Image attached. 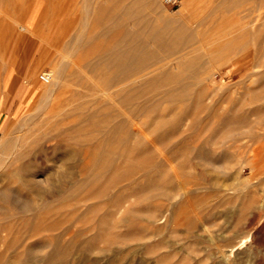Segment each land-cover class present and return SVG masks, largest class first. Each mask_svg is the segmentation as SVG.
<instances>
[{
    "label": "rangeland",
    "instance_id": "rangeland-1",
    "mask_svg": "<svg viewBox=\"0 0 264 264\" xmlns=\"http://www.w3.org/2000/svg\"><path fill=\"white\" fill-rule=\"evenodd\" d=\"M228 1L177 0L173 5L155 0L142 9L148 22L135 23L140 31L144 26L143 33L154 25L168 29L169 35L183 25L194 32L197 44L204 43L185 59H199L197 74L207 75L200 84L207 86L205 102L216 113L198 109L193 124L188 117L181 131L168 133L160 140L165 143H159L150 133L154 114L130 111L145 104L143 97L127 105L117 98L101 97L96 92L104 71L86 75L89 87L71 78L62 80L55 71L62 59L72 60L69 64L75 68L73 61L88 54L61 49L65 40L79 30L98 32L97 17L107 12L120 15L121 5L110 0H0V144L5 141L7 146L0 149V189L20 190L33 207L19 210L13 203L15 196L11 200L0 196V264H264V159L255 158L252 152L253 146L264 143V122L255 123L250 113L256 106L264 109V102L254 99L264 85V0ZM127 21L126 26L132 24ZM23 25L28 29H22ZM106 40L99 42L102 45ZM178 54L165 59L170 60L167 67L173 72L179 70L174 63ZM159 59L124 86L128 90L146 87L147 80L161 69L155 68L165 61ZM44 71L51 73L47 83L38 77ZM183 73L186 77L191 71ZM43 88L52 92L39 110ZM92 88L97 90L94 95L87 94ZM161 94L153 99H161L160 107L171 106ZM102 108L109 109L111 116L99 112ZM93 109H98L96 115H84ZM222 112L234 115L233 120L248 114L251 126L233 129L224 143L203 144L220 125ZM28 113L34 116L23 124ZM120 120L131 134L128 151H123L118 135L103 127ZM70 125L76 127L57 134ZM249 130L245 141L237 139L238 132ZM14 139L17 144L12 154ZM35 139H41L40 143L31 146ZM156 145L158 149L153 150ZM144 146L154 147L148 152ZM73 149V165L64 164L62 157ZM21 151L33 157L29 173L41 187L48 188L45 177L53 175L49 193L38 196L13 175L19 164L13 159ZM122 152L123 159L118 157ZM183 154L189 165L182 163ZM150 230L157 236L147 238ZM93 234L98 239L84 244ZM151 246L153 252H147Z\"/></svg>",
    "mask_w": 264,
    "mask_h": 264
},
{
    "label": "bare ground",
    "instance_id": "bare-ground-1",
    "mask_svg": "<svg viewBox=\"0 0 264 264\" xmlns=\"http://www.w3.org/2000/svg\"><path fill=\"white\" fill-rule=\"evenodd\" d=\"M154 1L155 0H110V2L112 4L116 3V4L121 5L122 11H121L120 15L113 14L112 12H107V13H104V14H100L97 17V19H96L97 23L99 24V28L101 27V29L98 32L95 31V30H93V31L91 30V31H89L87 33V32H85L83 30H79V31L76 32L74 37H71L70 39L67 38L62 46H61L60 43L56 42L57 44H60V46L62 47L61 49H63V50H68V51H70V50L71 51H73V50H81V51H87L88 54L86 56L82 57V59H80V61H73V63L77 66L75 68H73L74 66L72 67V65L69 64V63L72 62V60H70V61L63 60L62 56H61L62 60L60 61L59 66L57 65V68H55V71L59 72V74H60L59 78H61L62 80L63 79L67 80V78H71V79H74L75 81H77L78 85L80 84L83 87H89V83H88L87 79H85V77L88 78L86 76L88 73H98L100 71H104V76L102 77L101 86L98 89L99 91L95 90V88H92L94 90H92L90 92H87V94L94 95V93L97 91L96 93L100 94L101 97L103 95V97L106 96L108 99H114V98L119 99V101H120V103L122 105L130 104L134 100L135 97H143L144 98L143 102L145 104H141V107L131 108L130 111L131 112H144V113H148V114H152L153 113L154 114V119L153 120H155V123L154 124L152 123L153 126L151 127L150 133H151V135L154 136L153 138L156 141L158 140L159 143L160 142H164L165 143L164 139H163V141H160V140H162V137L166 138V136L169 135L168 133H170L171 136H172L174 134L173 132L181 131L182 125L187 124V123H185V120L188 117L193 118L192 124H193V122H195L194 118H196V116H197L196 112H197L198 109L209 110V111H211L213 113H216V109L214 107H212V105H208L205 102V99H207V97H208V90L206 88L207 86L203 87L204 85L200 86V84L202 82L201 81L202 78H204L205 76L207 77V75L205 74V76L202 77L200 74H197V71H196L197 70V66L199 64H201V63L198 62L199 64L197 65V61L199 59H185V57H186L185 55L194 53L199 48L204 47L203 46L204 43L201 42V43L197 44V42L194 40V37H193V33L194 32L192 33V30L190 28L184 27L183 25L179 26V28L176 26L177 29L174 30V28H173L174 31H172L171 34L169 35L168 34L169 31H167L168 29L167 30L166 29H156L154 27V25H153V27L149 28L148 32L147 31H146V33L144 32L145 33V36H144L145 38L144 37H142L143 39L140 38V34L141 33L144 34L142 32L144 26H142L143 23L140 22V21H143L145 19V16L143 14L142 9L152 5V3ZM222 1L223 0H221V2ZM231 1L237 2L238 0H230V2ZM228 2H229L228 0H224V3H228ZM94 8H96V7H94ZM100 8H101V4L98 5L97 11H99ZM86 10L88 11V8ZM127 20H131L132 24L131 25L129 24L128 26H126L125 22ZM127 22H129V21H127ZM137 22H138L139 25H140V23H142L141 24L142 31H140L139 28H135V23H137ZM149 23L146 24V25H149ZM179 23L181 24V22H179ZM69 24H71V23H69ZM166 24L168 25V22ZM170 25H172V24H170ZM21 27H22V29H26V30L28 29V27L24 26V25L21 26ZM65 27H67V26H65ZM70 28H72V27H70ZM169 29H171V27ZM242 29H244V27ZM63 30H66V29L63 28ZM104 38H107V40L105 41L104 44L101 45L99 41L103 40ZM217 43H219V42H217ZM216 44H215V46L218 45V44L217 45ZM55 46L59 47V45H55ZM58 47H57V49H58ZM212 47H213V44H212ZM174 53H179L177 55L178 60L176 62H174L176 64V67L179 68V70L176 71V72H173L169 67H167L169 65V63H170V60H165L168 55L174 54ZM67 54H66V56H67ZM222 54H224V53H222ZM160 55H162V57ZM224 55H222V56L224 57ZM64 56H65V54H64ZM158 58H161V59H163L165 61L162 64H160L159 66H157V67L155 66L156 67L155 69H159V68H161V69L158 70L157 73H155V75L151 76L147 80L148 82H147V86L146 87L144 86V87H138V88H134L132 90L131 89L128 90L124 86V85H126L127 82H129L130 79L132 80V77L135 74H137L140 70H142V68L148 67V66L153 65L154 63L158 62V60H157ZM161 59H159V60H161ZM184 70H188V73H189V71H191V73L188 76L184 77L182 75V74H184L183 73ZM49 74L51 75V73H49ZM59 83H61V82H59ZM195 84L198 85V86H196ZM202 84H203V82H202ZM123 86L126 88L125 90H124ZM115 87H119V89L116 90V91H113L112 89H114ZM40 91H41V94L43 95L44 98L42 99V103L40 105H38L39 107L36 108V109H39V110L43 106H45L44 103L47 102L46 99L49 97V93L52 92V91H49V88H43ZM157 93H162L161 94L162 100L166 101L167 103H170L171 106H167L166 105L164 107L163 106L160 107L161 99L160 100H154L153 99V97ZM95 95H97V94H95ZM96 98H97V96H96ZM211 99H214V98H211ZM254 99L256 100V102L257 101L261 102V103L264 102V85L260 86L259 91H257L256 94H254ZM96 100H98V99H96ZM211 101H214V100H210V102ZM100 102H101V100H100ZM173 103H174V105L176 104V106H172ZM79 108H80V106H79ZM81 109H83L82 106H81ZM97 111H98V109H93V110L89 111L88 113H86L84 115L86 117H93L94 115L97 114ZM109 111L110 110L109 109L107 110V108H102V109L99 110V112H102L105 116H111V114H110L111 111L110 112ZM250 113L256 117L255 118L256 119L255 123L256 122L257 123L264 122V121H262V120H264V109H260V107L256 106V107H254L253 109L250 110ZM223 114L222 115L221 114L218 115L220 117V120H221L220 125H218L217 128H213L211 130V133H210L209 138L207 140L201 141V142H203V144H206L208 142L213 144V145L214 144H219V143H224V141L226 140L228 135H231L230 133L233 131V129H235V130L237 129L238 130L241 127H246L247 128V127L251 126L250 125V120L248 119V116H247L248 114L244 115V114L241 113V116L239 118H235L234 120L236 122V125H231V123H230V121L233 120L232 118H234V115L233 116H228V115H225V114L223 115ZM167 115L168 116L170 115L172 117V121H167L165 119V116H167ZM32 116H34V114L28 113L27 117L24 118V121L22 123L23 124L24 123H28V121H26V120L31 119ZM170 120H171V118H170ZM20 126H23V125H21V123H19V127ZM71 127L72 128L76 127V125H73V126L70 125V126H67V127L63 128L61 130H58L57 134H60V133H62L64 131H67ZM103 127L105 128V131L107 133L109 132L111 135H114V136L118 135L119 136V141H120L119 143L122 145L123 151L125 149L127 151L129 150L128 148L130 147V143H131V142L129 143V138L131 137V134H130L128 128L126 127L125 121L120 120L117 123H113V124H111V123L108 124L107 123ZM31 128H32V126H31ZM16 130H19V129H16ZM102 130H103V128H102ZM246 130H243V131H246ZM34 131H36L35 128H34ZM40 131L41 130H39V132ZM249 132H250V130L248 131V133L247 132H245V133L238 132L237 133V139H244V137L246 138V136H247V134H249ZM45 133L46 132L43 131V134H45ZM47 133H49V132H47ZM30 135H31V133H30ZM182 136H184V135H182ZM149 137L150 136H148V138ZM28 138H29V136H28ZM184 138H185V136H184ZM137 139L138 138H136V141H139ZM40 140L41 139H35L33 141V143L31 144V146L39 144ZM244 141H245V139H244ZM183 142H185V140H183ZM197 142H198V140H197ZM164 143H162V144L164 145ZM238 143H239V141H238ZM12 144H13L12 147H14V149L10 153L13 154V152L16 150L15 145L17 144V139H14ZM203 144L198 143L196 145L197 146H201ZM157 145H158V143H157ZM157 145H156V147L153 150H155L157 148ZM159 145L161 146V144H159ZM240 145H242V143ZM148 146H144V147H142V149L145 150V151L151 152V150H152V148L154 146L150 147L151 149ZM238 146H239V144H238ZM6 147L7 146L5 144V141H4V143L0 144V149L1 148L4 149ZM171 147H173V146H171ZM180 147H182V146H180ZM238 148H236V149H238ZM199 149L202 150L201 148H199ZM75 150L73 151L72 154L67 155L65 157H62L61 161L64 164H67V165H71L72 164L73 165V157L75 155ZM177 151H179V150H177ZM166 152H169V151H166ZM252 152H253V156L255 158L264 159V143L258 144L256 146H253ZM172 153L174 154V151ZM185 153H187V152H185ZM199 155H200V153H199ZM26 156L28 158H26ZM182 156H183L182 158H184L182 163H185L187 161L186 160V156L184 154ZM118 157L123 159V157H125L124 156V152L120 153V155H118ZM173 157H175V156H173ZM164 158H162V159L164 160ZM193 158H196V157H193ZM165 159H167V158H165ZM187 159H188V157H187ZM113 160H116V158H114ZM13 161H16V162L19 163L18 166L15 168V171L13 172L14 173L13 175L16 176V178L21 183V185H24L29 191L33 192L34 194H36L38 196L41 195V194L49 193V181L52 180V176L53 175H51V174L49 175V173H48L47 176L45 177V182L48 184V188L47 187L46 188L41 187L38 184V182L34 179L33 175H31L29 173L30 172L29 167L32 166L33 157H29L26 152L21 151L19 153H16ZM155 161L157 162V160H155ZM166 161H169V160L167 159ZM188 161H190V160H188ZM180 162H181V160H180ZM187 164L189 165V162ZM178 165H179V163H178ZM180 165L182 166V164H180ZM66 167L69 168V166H66ZM178 169L180 170L179 166H178ZM174 170L176 171V169H174ZM175 171H174V173H176ZM70 173H71V171H70ZM186 173H189V172H186ZM4 174L5 173H3L2 175H4ZM201 175H203V174H201ZM9 176H12V174L10 173ZM158 176H159V174H158ZM163 176H164V174H163ZM213 176H214V173H213ZM68 177H69V175H68ZM219 177H221V175ZM216 179L214 181H216ZM192 184H194V183H192ZM178 188H179V186H178ZM183 188L184 187H182V189ZM159 194H161V196H162L163 193L159 192ZM12 195L15 196V198H13L14 199L13 201H15V202H13V203H14L15 207L18 208L19 210H27V209L33 208L32 207V203L30 202L31 200L29 199L30 200L29 201L27 199L28 197H23L24 195L23 196L21 195V191L20 190L14 191V190H12L10 188H6V187L0 189V196H2V198L6 199V200H9V199L11 200V196ZM150 212H148V214H147V219L149 221L153 217L152 213H150ZM160 218H161V216H160ZM151 222H152V220H151ZM99 224H98V226H99ZM148 224H150V222ZM157 234L158 233L156 231L150 230L146 237L147 238H154L155 236H157ZM158 236H160V235H158ZM98 237H99L98 234H93L92 236L88 237L87 239L85 238L84 244L90 245L91 243L95 242L98 239ZM144 237H145V235H144ZM163 237H160V241L159 242H162V238ZM81 248H82V246H81ZM147 252H150V253L153 252V246H151ZM146 264H151V263H150V261H146ZM154 264H156V263L154 262Z\"/></svg>",
    "mask_w": 264,
    "mask_h": 264
},
{
    "label": "built area",
    "instance_id": "built-area-1",
    "mask_svg": "<svg viewBox=\"0 0 264 264\" xmlns=\"http://www.w3.org/2000/svg\"><path fill=\"white\" fill-rule=\"evenodd\" d=\"M164 1H165V3H167V4H173V5H175V4L177 3V0H164ZM38 77H39V79H40L42 82H44V83L49 82L50 79H51V75H50L49 72H47V71H44V72L40 73V74L38 75Z\"/></svg>",
    "mask_w": 264,
    "mask_h": 264
}]
</instances>
